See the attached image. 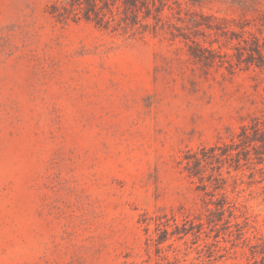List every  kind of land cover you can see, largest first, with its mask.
<instances>
[{"label":"rangeland","instance_id":"rangeland-1","mask_svg":"<svg viewBox=\"0 0 264 264\" xmlns=\"http://www.w3.org/2000/svg\"><path fill=\"white\" fill-rule=\"evenodd\" d=\"M0 264H264V0H0Z\"/></svg>","mask_w":264,"mask_h":264}]
</instances>
